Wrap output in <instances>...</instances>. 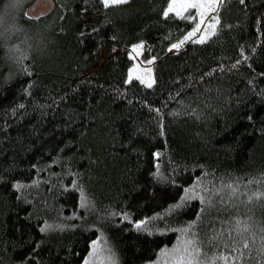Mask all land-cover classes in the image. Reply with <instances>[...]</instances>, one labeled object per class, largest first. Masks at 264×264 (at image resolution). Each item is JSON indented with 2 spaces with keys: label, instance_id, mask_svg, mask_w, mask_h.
Returning a JSON list of instances; mask_svg holds the SVG:
<instances>
[{
  "label": "trees",
  "instance_id": "1",
  "mask_svg": "<svg viewBox=\"0 0 264 264\" xmlns=\"http://www.w3.org/2000/svg\"><path fill=\"white\" fill-rule=\"evenodd\" d=\"M32 1L0 0V264H165L190 222L201 260L264 264V0H223L179 48L194 18L169 0Z\"/></svg>",
  "mask_w": 264,
  "mask_h": 264
},
{
  "label": "snow or ice",
  "instance_id": "2",
  "mask_svg": "<svg viewBox=\"0 0 264 264\" xmlns=\"http://www.w3.org/2000/svg\"><path fill=\"white\" fill-rule=\"evenodd\" d=\"M103 4L105 6L108 5H115L120 4L123 2V0H102ZM244 0H241V3H243ZM223 4V0H169L168 5L163 10V15L167 16L169 12H175L177 16L183 15L184 11L189 8H194L198 11V22L195 24V27L191 29V31L182 38V40L178 41L177 43L170 45V47H180V45L183 43L184 40L188 39L189 36L196 33L202 25L204 26L203 32L200 33L198 36V39L201 42H204L205 40H208L214 33L217 32V27L220 23V16L215 14L216 10L221 7ZM15 6V5H14ZM212 13L213 15L210 16L207 20V23L205 24V17H208L209 14ZM189 19H192V17H188ZM143 41H140L138 44H133L131 47L133 49H138L143 45ZM244 49H241V52H243ZM131 55V53H129ZM151 59H155V57H152ZM136 65H133V68L129 69V79L132 78L133 70L136 68ZM23 71H27V67L23 69ZM148 73H151V69H146ZM141 81L145 84H147L149 87H151L152 83L154 82L152 77L149 75L147 78L141 76ZM251 119V117H249ZM159 152H156L155 155L159 156ZM14 187H20L19 182L13 185ZM199 195V193H196L194 189L185 188V194L182 195V200L178 202L174 207H183L184 202L191 199L192 196ZM256 195H261V193H256ZM201 201L205 200V197L203 195L200 196ZM251 199V197H249ZM81 203L83 206L87 207L91 204V201L88 200L86 197L83 189H81ZM75 215V213H74ZM199 215V213H198ZM148 218L145 217L144 220H137L135 221V224L137 226H142L145 223V220ZM192 223L190 222L189 225L182 229V231L185 232V238L180 240L177 246H174L172 249L162 248L161 254L164 256L165 264H168L169 261H171V264H212L211 260H201L200 256L202 255V249L200 247H197L196 241L193 237L188 235L189 229L192 227ZM51 225H48L47 222L44 225H41L40 230L46 231L48 228H50ZM247 227V225H245ZM147 231H150L151 229H145ZM262 242H264V237H261ZM91 244L94 246L97 245V240H92ZM249 244L248 240L243 241V246L247 247ZM93 249V250H94ZM260 252L264 254V243H262ZM241 257L243 253L240 254ZM215 259V258H213ZM220 259H223L225 261V264H227V259L224 256H221ZM236 257L233 256V260H235ZM84 264H89V257L86 256L84 259ZM147 264H153V262L149 261Z\"/></svg>",
  "mask_w": 264,
  "mask_h": 264
},
{
  "label": "rangeland",
  "instance_id": "3",
  "mask_svg": "<svg viewBox=\"0 0 264 264\" xmlns=\"http://www.w3.org/2000/svg\"><path fill=\"white\" fill-rule=\"evenodd\" d=\"M216 12H217V10H216ZM216 12H215V14H216ZM184 13L190 14V16H192L194 18V26L193 27H195V24L198 22V16H199L198 11L196 9H194V8H189V9L185 10ZM212 15L213 14L210 13L208 17H205V24L207 23L208 18L210 16H212ZM204 26L205 25H202L201 28L196 33H194L193 35L189 36L188 39L184 40L183 43L180 45V47L183 46V44L185 42L189 41V40H197V41H200L198 39V36L200 35L201 32H203ZM191 29L184 35V37L191 31ZM180 40H182V39H180ZM138 43L139 42H137L135 44H138ZM142 46L140 48H138V49H133L130 46L131 56L134 59V64L133 65H136L137 66L133 70L132 77L133 76H136V77H139L140 78L141 76H143V77L147 78L150 75L152 77L153 81H154V66L153 65H154L155 59L154 60L151 59L154 56H152L150 58H147V59L143 58L142 57ZM173 48H176V47H173ZM104 62H105V56L99 58L98 59V64L96 66H92L90 70L92 72H99L101 70V67L104 64ZM131 68H133V66ZM149 68L152 70L151 73H148L146 71V69H149Z\"/></svg>",
  "mask_w": 264,
  "mask_h": 264
},
{
  "label": "water",
  "instance_id": "4",
  "mask_svg": "<svg viewBox=\"0 0 264 264\" xmlns=\"http://www.w3.org/2000/svg\"><path fill=\"white\" fill-rule=\"evenodd\" d=\"M55 6V0H33L26 8V13L30 17L38 18L50 14Z\"/></svg>",
  "mask_w": 264,
  "mask_h": 264
}]
</instances>
